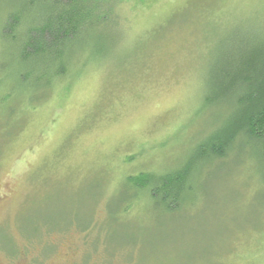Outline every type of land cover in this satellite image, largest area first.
<instances>
[{
	"label": "rangeland",
	"instance_id": "1",
	"mask_svg": "<svg viewBox=\"0 0 264 264\" xmlns=\"http://www.w3.org/2000/svg\"><path fill=\"white\" fill-rule=\"evenodd\" d=\"M90 1L75 76L37 105L2 82L0 35V264H264L258 164L198 152L230 117L209 99L219 45L264 26V0ZM180 169L171 211L130 180Z\"/></svg>",
	"mask_w": 264,
	"mask_h": 264
},
{
	"label": "trees",
	"instance_id": "2",
	"mask_svg": "<svg viewBox=\"0 0 264 264\" xmlns=\"http://www.w3.org/2000/svg\"><path fill=\"white\" fill-rule=\"evenodd\" d=\"M89 1L7 0L12 7L5 12L7 23L2 30L5 32L8 23L15 29L8 38L0 33L10 49V59L1 64L7 75L2 82L22 87L18 95L30 105L38 104L40 94L48 97L44 91L51 92L61 81L65 83L75 76L76 49L87 47L94 38L92 25L98 24L90 16ZM98 19L104 21L105 15L99 13ZM219 46L210 71L209 99L210 104L224 101L230 117L198 152L208 161L224 163L231 153L249 150L264 183V26H248L243 34L237 33L232 41ZM185 176L186 170L180 169L161 176L157 182L144 175L130 180L140 183V189L149 194L156 207L171 211L181 206Z\"/></svg>",
	"mask_w": 264,
	"mask_h": 264
}]
</instances>
